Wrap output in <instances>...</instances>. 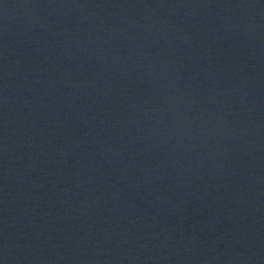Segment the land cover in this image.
<instances>
[{"label": "water", "instance_id": "obj_1", "mask_svg": "<svg viewBox=\"0 0 264 264\" xmlns=\"http://www.w3.org/2000/svg\"><path fill=\"white\" fill-rule=\"evenodd\" d=\"M0 264H264V0H0Z\"/></svg>", "mask_w": 264, "mask_h": 264}]
</instances>
